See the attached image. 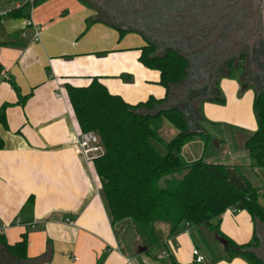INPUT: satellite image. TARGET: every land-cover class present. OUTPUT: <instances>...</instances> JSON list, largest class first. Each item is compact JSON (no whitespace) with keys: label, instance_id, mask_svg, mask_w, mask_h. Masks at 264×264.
Wrapping results in <instances>:
<instances>
[{"label":"crops","instance_id":"1","mask_svg":"<svg viewBox=\"0 0 264 264\" xmlns=\"http://www.w3.org/2000/svg\"><path fill=\"white\" fill-rule=\"evenodd\" d=\"M23 3L0 0V107L9 104L8 129L0 125L6 143L0 149V235L15 243L27 233L30 260L24 264H170L171 260L214 264L210 258L223 252L215 242H211L214 253H209L211 248L204 242L194 248L187 229L170 235L166 223H158L157 230L170 247L166 249L168 258L140 252L143 246L137 235L133 246L123 243L120 233L129 234L128 230L113 227L101 195V179L94 164L80 153L82 131L66 83L83 86L97 76L110 92L132 104L150 96L164 97L160 72L139 60L146 40L135 32L121 37L117 28L103 22L92 23L86 30L88 18L98 11L82 0H47L25 7L23 14H29L40 33V38L33 40L23 36L24 31L32 35L34 30L24 26L25 17L5 15ZM221 86L227 103L206 102L205 118L255 131L254 92L238 97L239 83L229 77ZM21 97H26L24 103L19 101ZM165 125L177 134L176 127ZM209 146L194 141L184 147L183 154L196 148L197 157L186 158L195 160L204 157ZM244 155V148H239L238 160ZM246 170L254 185L264 186V170ZM259 202L264 206V187ZM17 217L21 224L15 223ZM220 229L237 244L256 238L260 248L264 247V222L253 219L246 210H226ZM199 235L205 240L211 234L205 229ZM194 249L204 262L195 263ZM215 264L249 263L237 257Z\"/></svg>","mask_w":264,"mask_h":264},{"label":"trees","instance_id":"2","mask_svg":"<svg viewBox=\"0 0 264 264\" xmlns=\"http://www.w3.org/2000/svg\"><path fill=\"white\" fill-rule=\"evenodd\" d=\"M45 1L34 0L33 6ZM82 1L98 11L96 16L88 18L86 30L92 23L103 22L117 28L121 37L130 32L143 36L146 44L140 47L139 60L147 68L160 72V84L166 90L162 98L150 96L132 104L110 92L97 76L91 77L90 82L83 86L65 85L81 131H95L100 137L103 151L94 161V166L102 182L101 195L113 227L135 232L137 242H141L150 253L167 243L157 230L158 223L168 224L170 235L190 228L192 238L196 237V229L204 226L228 240L225 255L216 260L231 261L240 257L249 264H264L256 238L253 242L237 244L220 229L221 217L230 208L246 210L253 219L264 222V206L259 202L264 186L254 185L246 170H264V74L251 76L244 69L248 36L240 40L244 44L240 55L225 60L223 65L229 70L226 75L216 74V80L210 86L182 88L177 93L176 87L189 77L190 58L171 46L159 53L158 44L150 40L143 29L133 25L140 19H146L144 10L132 7L115 10L110 4ZM156 2L153 10L154 14L157 13L155 19L159 18V12L169 14V10L175 7V3L167 0ZM218 4L221 8L224 2L219 1ZM27 6L30 3L24 2L5 15L27 18L29 14H23ZM243 15L244 10L241 9L240 20ZM147 20L145 23L150 24ZM261 34L264 39V33ZM237 60H240V82L252 87L255 95L253 109L257 129L243 144L250 162L231 164L209 161L204 157L186 159L183 150L187 144L200 140L207 147L217 137L206 125L220 124L205 118L203 106L206 102L226 103L219 81L224 76L236 78L231 71ZM13 87L19 93L15 82ZM25 98L21 97L19 101L24 103ZM8 105L0 107V125L5 129H8ZM168 122L178 129L170 141L161 135ZM5 145L0 135V149ZM0 255L5 259L0 264L29 261L27 233L15 243L0 235ZM170 264L178 263L171 260Z\"/></svg>","mask_w":264,"mask_h":264},{"label":"rangeland","instance_id":"3","mask_svg":"<svg viewBox=\"0 0 264 264\" xmlns=\"http://www.w3.org/2000/svg\"><path fill=\"white\" fill-rule=\"evenodd\" d=\"M90 1L93 4H110L115 10L119 9V7L120 9L132 7L136 10H144L143 16L146 19H140L133 25L143 29L149 39L158 44L160 49L159 53L160 51L163 52L168 46H171L190 58L191 69L189 77L185 83L176 87L177 93L182 88L210 86L216 80V74L218 76L226 75L229 70L223 64L225 60L237 58L240 55V51L244 46L240 42L242 37L245 38L248 36L246 40L249 41L246 44L247 61L243 64L246 73L251 76L261 73L264 74V39L263 34H261L264 33V0H241L232 6L228 5L232 0H184V2L183 0H167L169 1L168 3H175V7L170 9V12L168 11L169 14L159 12L158 19H155L154 15H157V13L154 14L153 11L154 5L157 4L156 0ZM219 1H223L224 5L227 4V6L222 5L221 8H218ZM241 9L244 10L242 20H240ZM147 19H149L150 24L145 23L148 21ZM111 28L115 29L114 27ZM237 62L231 71L236 76L234 80L239 83L237 96H246L252 91L254 92V89L248 85L244 88L246 83L242 84L240 88V60H237ZM226 78L227 76H224L219 81L221 92L225 98L227 93L223 90L221 81ZM240 90L242 91L241 95ZM226 103L215 104L225 106ZM192 119L194 117L190 118L191 122ZM193 121V124H195L196 121ZM167 124L172 125L169 122ZM219 124L218 126L206 125L217 137L205 152L204 158L209 161H224L229 163L243 164L248 160L250 162V158L247 155L240 156V160H238L237 155L239 148L240 150L243 148V143L254 131L240 129V127L231 125L228 122H221ZM161 135L166 141H170L176 135V132H173L171 128L164 125L161 130ZM215 140H218V142H215ZM197 150L195 148L190 154L186 152V158H196ZM229 152L232 154H229ZM257 183L259 182L257 181ZM205 229L207 228L204 226L196 229V237L192 238L194 248L203 245L204 242L211 248L209 253H214L211 242H215L220 247V250L223 249V252L217 256H213V258L211 257L210 260L214 264L223 261L216 259L225 255L226 249L223 247L224 245L217 240L215 233L209 229L207 230L210 231L211 235L205 236V240H203L199 235V231ZM127 232L129 234L125 233V231L121 232L120 238L123 243L133 246L136 233L132 230H128ZM254 239L250 242H253ZM136 247L137 245L135 249ZM160 248H155L150 253L156 256L166 249L170 250L168 246H163V250H159ZM259 252L260 257L264 260V247L260 248ZM165 258H168V256H165ZM0 262H5L3 255H0Z\"/></svg>","mask_w":264,"mask_h":264},{"label":"built area","instance_id":"4","mask_svg":"<svg viewBox=\"0 0 264 264\" xmlns=\"http://www.w3.org/2000/svg\"><path fill=\"white\" fill-rule=\"evenodd\" d=\"M24 2H28V3L32 4V8L34 7L33 6L34 0H24ZM1 7L2 6L0 5V8ZM24 26L25 27H30V26L34 27L32 35L29 34L27 31H24L23 32L24 37H30L31 36V38L33 40H38L40 38L39 37L40 33L38 30V27H36L33 24V22L30 19V16L24 20ZM79 149H80V153H81L82 157L86 160V162L94 164V161L100 156V154L103 151L99 135L95 131H82L79 135ZM66 221L69 223L72 222L71 218H66ZM15 223L21 224V220L19 217L16 218ZM187 231L190 232V228H188ZM170 245L173 246V244H170ZM193 254H194V256H196L197 263L204 262V257L199 255L197 249L193 250ZM165 256H169L168 250H164L160 254L157 255L158 258H165Z\"/></svg>","mask_w":264,"mask_h":264},{"label":"water","instance_id":"5","mask_svg":"<svg viewBox=\"0 0 264 264\" xmlns=\"http://www.w3.org/2000/svg\"><path fill=\"white\" fill-rule=\"evenodd\" d=\"M241 0H232L228 5L229 6H232V5H235V4H237L238 2H240ZM245 84V83H244ZM247 85L248 84H245V87L244 88H246L247 87ZM215 142H218V140H215ZM181 227H183V225H181ZM216 235V238H217V240L219 241V242H221L225 247H227L228 246V240H226L225 238H223V237H220V236H218L217 234H215ZM146 247H141L140 248V252H144V251H146Z\"/></svg>","mask_w":264,"mask_h":264},{"label":"flooded vegetation","instance_id":"6","mask_svg":"<svg viewBox=\"0 0 264 264\" xmlns=\"http://www.w3.org/2000/svg\"><path fill=\"white\" fill-rule=\"evenodd\" d=\"M239 3V2H238ZM227 6V4L225 5V7Z\"/></svg>","mask_w":264,"mask_h":264}]
</instances>
